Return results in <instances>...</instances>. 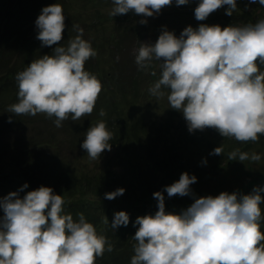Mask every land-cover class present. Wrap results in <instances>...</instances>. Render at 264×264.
<instances>
[{"label": "clouds", "instance_id": "obj_1", "mask_svg": "<svg viewBox=\"0 0 264 264\" xmlns=\"http://www.w3.org/2000/svg\"><path fill=\"white\" fill-rule=\"evenodd\" d=\"M173 0H113L110 15L152 17ZM189 0H176L177 6ZM264 6V0H249V4ZM227 5L225 14L232 16L236 0H201L194 10L195 18L204 21ZM63 7L59 3L46 6L35 21L37 39L42 46H52L62 40L65 29ZM146 24V20H141ZM77 35L66 45L53 49L52 55L33 60L18 72V102L9 106L10 113L55 117L56 127L71 115L72 121L91 115L102 90L100 80L85 70V62L97 55L91 43L82 38L83 29L72 25ZM159 62L160 78L149 92L156 98L165 96L170 108L183 114L190 133L215 129L223 138L239 142H256L264 135V19L243 26L200 24L186 27L177 37L166 28L157 41L143 42L135 63L141 70ZM156 75L155 71L151 73ZM99 115L105 116L103 109ZM11 122V117L9 118ZM112 133L101 121L86 132L81 148L89 159L100 160L111 151ZM216 147L212 155H221ZM229 161L256 162L255 152L236 149ZM206 163V160L203 161ZM195 175L184 172L178 181L153 193L158 211L154 215L138 216L133 239L134 255L130 264H264V233L260 230L264 187H254L250 194L221 192L217 196H201L175 214L165 211L168 197L192 194ZM28 185L25 183L19 191ZM124 188L107 192L104 198L122 196ZM62 195L51 187L40 186L20 198L10 192L0 199V264H96V259L113 251V245L97 233L83 213L74 220L65 213ZM106 223H109L107 217ZM129 224V214H114L111 227Z\"/></svg>", "mask_w": 264, "mask_h": 264}, {"label": "rangeland", "instance_id": "obj_2", "mask_svg": "<svg viewBox=\"0 0 264 264\" xmlns=\"http://www.w3.org/2000/svg\"><path fill=\"white\" fill-rule=\"evenodd\" d=\"M200 2L201 0H189L186 5L177 6L176 0H173L171 6L164 7L159 14H154L152 17L137 15L134 11L113 17L110 15L114 7L113 0L30 1L29 11L31 14L24 24H28V29L34 39H37L39 31L35 21L42 9L59 3L63 7L65 29L62 33V40L52 46L66 45L68 39H72L78 34L72 25H79L83 29L82 38L89 41L97 52L95 57L85 62V70L100 80L102 84L101 93L91 115L83 116L77 121H72L70 116L69 119L71 120L68 124L79 123L76 126H81L87 132L91 126L101 122L95 121L101 109L105 111L106 117L109 115L108 112H111L109 121L102 120L105 122L107 130L112 133V139L109 141L111 151L105 150L101 154L100 160H91L86 150L81 148L83 138L74 136L75 140L67 145L69 141L65 134H61L57 136L56 141L62 142L60 148L63 149L62 155L66 159L61 168L65 169L71 163L73 169L83 170L82 172L88 174V177L92 179L95 174L102 176L107 172L122 177L123 174H128L129 168L135 167L134 179H125L124 185L120 187L124 188L125 192L115 201L119 211L136 209L135 211L140 216L154 215L158 211V202L153 198V193L163 191L165 186L178 181L184 172L197 177V182L190 186L192 194L184 197L176 195L169 198L167 193L163 192L166 212L179 214L194 202V198L201 196H217L224 191L246 195L250 194L254 187H264V135H261L256 142H239L230 137L220 139L221 135L215 129L208 128L207 131L211 130V132L209 131L210 134L202 132L200 140L190 150L189 154L188 147L184 145L186 143L185 138L178 130L179 128L181 130L186 129L188 134V127L182 126L185 124L183 114L170 108L167 100V89H163L165 96L159 99L149 92L150 87L160 78L159 62L153 60L152 68L147 70H141L138 66L136 69L133 68L134 64L136 65L135 57L138 49L143 42L152 43L153 32L158 39L165 28L176 35V32H182L188 26L195 29L200 24L210 26L218 24L223 28L229 25L254 24L258 20L264 19V6L258 3L249 4V0H236L237 9L232 16L225 14L228 7L225 5L211 13L206 20L198 21L195 18L194 10ZM130 16H142L140 18L146 20L147 23L138 22L134 24L137 29V32L134 33V31L132 32L133 29L130 28L131 26L128 25L129 21L125 22ZM26 28L27 26L24 27V29ZM126 30L128 34L125 33ZM141 30L144 34L141 33L140 35L139 31L141 32ZM117 37L119 39L118 45L113 43V39ZM108 43H111L112 46ZM259 67L260 71H264V65ZM152 71L156 72L155 76L151 74ZM130 72L135 73L132 79L136 83V88L132 87V83L127 79ZM122 78H125L124 82H121ZM114 106L122 115L119 119L126 122V129L123 127L112 129ZM53 121L50 119L44 125L51 124L54 126ZM127 130L134 131V133L128 137ZM112 131L117 133L116 137ZM199 131L196 130V132ZM56 133H58L57 129ZM164 146L167 148V154L172 156L169 159L173 160L175 155L177 157L189 155V157L176 159L171 165L168 164L165 169L163 167L158 168L155 164L164 161L166 158L161 151ZM219 146L222 147L223 153L212 155L213 149ZM236 149L249 153V156L255 152L261 156V159L256 162L251 161V159L243 162L229 161V153ZM205 160L206 163H203ZM97 170L102 173H97ZM124 175L123 177H125ZM13 183L16 184L14 189L20 190L26 182L24 183L18 175L15 176ZM10 184L0 182V199L14 190L13 185ZM18 195L20 198L25 196L20 191H18ZM260 195L264 198V192H261ZM88 198H92V195ZM260 207L262 217H264V202ZM2 216L3 210L0 209V217ZM136 217L137 215L129 214V218L134 222ZM131 227H134V223L131 224ZM260 230L264 233V219L260 222ZM129 241L132 245L136 244L134 239H129Z\"/></svg>", "mask_w": 264, "mask_h": 264}, {"label": "trees", "instance_id": "obj_3", "mask_svg": "<svg viewBox=\"0 0 264 264\" xmlns=\"http://www.w3.org/2000/svg\"><path fill=\"white\" fill-rule=\"evenodd\" d=\"M30 1L0 0V182L11 183L10 185H13L14 189L16 188V184L13 183L14 178L19 175L24 183L26 182L28 185L26 189L20 191L24 195L29 191L38 189L40 186L51 187L55 194L62 195L65 201V213L72 214L74 220L78 219L79 213H83L85 219L94 225L97 233L105 236L113 245V251H105L102 257L96 259V264H130L135 253L134 245L128 240H133L139 226L131 227L134 221L129 218V224L126 227L119 226L114 230L111 227V222L114 214L119 212V207L115 205L117 198L107 200L104 198V194L123 186L125 179H134L133 171L135 167L127 168L129 172L127 175L123 174L125 177L107 172L102 176L95 174L93 179L88 177L85 172L83 173V170L73 169L71 163L67 168L62 169V164L66 162V159L62 155L63 149L60 148L62 142L56 141L57 136L65 134L66 139L69 141L67 145H70V142L75 140L74 136L85 139L86 130H83L81 126H76L79 123L69 125L71 115L67 120L62 121V126L58 128L55 125L51 126V124L44 125L50 119L55 120V117L48 118L43 113H38L36 116H16L8 111L10 105L18 102L17 73L23 71L33 60L44 55H52L53 49L56 47H39L41 41L34 39L30 34L28 24H24L31 14L29 11ZM140 17L130 16L125 21H129L128 25L131 26L130 28L133 29L132 32L134 31V33L137 32L134 24L140 23V20H142ZM25 26H27L26 29H24ZM125 33L128 34V31ZM139 33L140 35L141 33L144 34L142 30ZM153 33L152 43L154 44L157 39L155 32ZM180 34L181 32H176L177 37ZM118 41V37L113 39V43L116 45H118ZM108 44L111 45V43ZM133 68L136 69L137 64H134ZM134 75L135 73L130 72L127 79L132 83V87L136 88V83L132 79ZM124 79L122 78L121 82H124ZM114 110L112 129H118L119 127L126 129V122L119 119L122 115L115 106ZM108 113V117H101L98 114L95 121H109L111 112ZM172 115L174 117V111ZM10 117L11 122H9ZM52 124H55L54 121ZM182 126L187 128L186 121ZM133 128L135 129V127ZM56 129L58 133H56ZM207 129L199 132H189L188 134L185 131L186 129H178L179 133L185 138L186 143L184 145L188 147L189 154L190 150L200 140L202 132L210 134L211 130L209 132ZM70 133L71 136L69 137ZM126 133L129 137L134 131L127 130ZM113 135L116 137L117 133ZM221 138L223 137L221 136ZM134 139L136 140L135 135ZM134 139L131 138V140ZM161 151L166 158L162 161L163 163L155 164L158 168L163 167L165 169L168 164L171 165L176 159L189 157V155L180 157L175 155L172 160L169 159L172 156L169 153L167 154L166 146ZM97 173L102 172L97 170ZM13 191L18 192L19 190L14 189ZM91 195L92 198H88ZM135 210L124 209L123 211L133 216H140ZM106 217L109 223L105 222Z\"/></svg>", "mask_w": 264, "mask_h": 264}]
</instances>
